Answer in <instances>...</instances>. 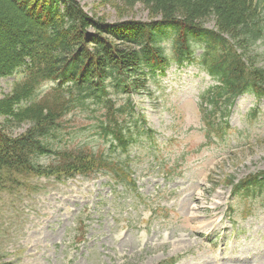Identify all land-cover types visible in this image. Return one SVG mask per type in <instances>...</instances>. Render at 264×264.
I'll return each instance as SVG.
<instances>
[{"label":"rangeland","instance_id":"rangeland-1","mask_svg":"<svg viewBox=\"0 0 264 264\" xmlns=\"http://www.w3.org/2000/svg\"><path fill=\"white\" fill-rule=\"evenodd\" d=\"M76 1L92 17L122 20L101 0ZM123 19L149 21L141 5ZM170 45L165 41L169 55ZM247 57L264 68V38ZM155 79L130 98L121 91L111 97L116 107L131 99L135 115L126 122L141 124L128 155L112 153L134 184L104 173L58 183L28 170L0 172V264H166L175 257L176 264H264V197L233 198L229 185L264 171V98L240 97L226 138L209 140L198 102L215 82L196 65H173ZM19 83V76L0 80V100ZM49 89L41 87L34 101ZM102 120L98 106L71 115L53 146L110 151L96 135ZM30 126L0 117L8 137Z\"/></svg>","mask_w":264,"mask_h":264},{"label":"trees","instance_id":"trees-1","mask_svg":"<svg viewBox=\"0 0 264 264\" xmlns=\"http://www.w3.org/2000/svg\"><path fill=\"white\" fill-rule=\"evenodd\" d=\"M101 2L122 20L109 23L92 17L76 0H0V80L24 76L0 100V117L10 124L31 125L16 138L0 135V172L28 170L57 181L99 170H118V176H125L108 159L81 148L56 150L52 142L64 131L67 117L93 103L107 122L100 134L111 139L114 150L126 152L132 135L122 124L124 116L132 115L131 101L117 108L112 92L143 91L150 75L146 70L195 62L199 50L201 66L220 83L201 97L206 114L227 116L234 99L247 91L264 96V68L247 57L264 38V0ZM138 5L146 9L149 21L124 20ZM210 21L213 29L206 28ZM172 38L169 55L164 43ZM50 82H56L55 88L35 102L41 85ZM29 100L32 105L18 109ZM41 158L51 163L42 166ZM236 188L243 195L262 193L264 173Z\"/></svg>","mask_w":264,"mask_h":264}]
</instances>
